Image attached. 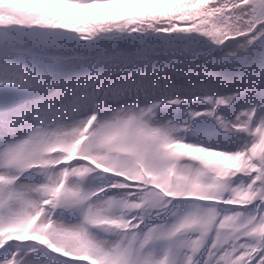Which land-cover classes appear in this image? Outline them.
Masks as SVG:
<instances>
[{
    "label": "snow or ice",
    "instance_id": "1",
    "mask_svg": "<svg viewBox=\"0 0 264 264\" xmlns=\"http://www.w3.org/2000/svg\"><path fill=\"white\" fill-rule=\"evenodd\" d=\"M0 264H264V0H0Z\"/></svg>",
    "mask_w": 264,
    "mask_h": 264
}]
</instances>
